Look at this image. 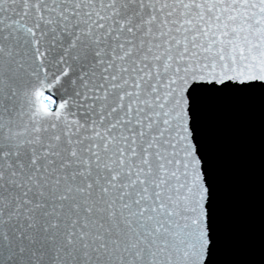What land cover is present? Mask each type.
Instances as JSON below:
<instances>
[{
	"label": "snow or ice",
	"instance_id": "6c2138e0",
	"mask_svg": "<svg viewBox=\"0 0 264 264\" xmlns=\"http://www.w3.org/2000/svg\"><path fill=\"white\" fill-rule=\"evenodd\" d=\"M256 82L264 0H0V264H206L202 119Z\"/></svg>",
	"mask_w": 264,
	"mask_h": 264
},
{
	"label": "water",
	"instance_id": "95a60500",
	"mask_svg": "<svg viewBox=\"0 0 264 264\" xmlns=\"http://www.w3.org/2000/svg\"><path fill=\"white\" fill-rule=\"evenodd\" d=\"M246 87L254 89L224 95L201 123L213 184L206 264H264V85Z\"/></svg>",
	"mask_w": 264,
	"mask_h": 264
}]
</instances>
